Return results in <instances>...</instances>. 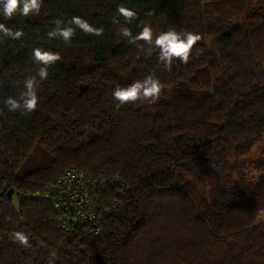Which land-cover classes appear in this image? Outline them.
I'll return each instance as SVG.
<instances>
[{"label": "trees", "instance_id": "trees-1", "mask_svg": "<svg viewBox=\"0 0 264 264\" xmlns=\"http://www.w3.org/2000/svg\"><path fill=\"white\" fill-rule=\"evenodd\" d=\"M259 1L44 0L39 16L0 15L24 32L0 42V264H48L50 253L55 264H264V156L235 166L264 141ZM118 5L137 18L114 24ZM73 16L103 35L77 28L71 44L49 40L53 21ZM143 24L202 40L169 71L144 41L117 34ZM37 47L61 60L39 84L37 110L9 112L4 101L19 99ZM150 72L163 84L159 101L117 110L113 89ZM71 168L117 181L91 188L97 234L57 223L51 185ZM15 231L32 247L13 243Z\"/></svg>", "mask_w": 264, "mask_h": 264}, {"label": "clouds", "instance_id": "clouds-1", "mask_svg": "<svg viewBox=\"0 0 264 264\" xmlns=\"http://www.w3.org/2000/svg\"><path fill=\"white\" fill-rule=\"evenodd\" d=\"M43 3L44 0H0V15H3L6 19H11L14 15L23 17L39 16ZM116 11L117 16L113 17L112 21L114 24H119V17H123L125 24H130L137 18V13L124 5H118ZM53 25V28L47 32V37L49 40H62L66 45L71 44L77 28L87 35L96 37L104 33L103 27H94L79 16H73L67 22L57 18L53 21ZM117 34L125 38L129 44H137L138 41H144L152 52H156L158 63L163 64L164 68L169 71L174 60L187 64L194 46L202 40V36L199 33L188 30L178 32L174 28L154 34L151 24H143L141 31L135 36L131 29L126 26L120 27ZM23 35L22 29L13 30L0 23V42H3L5 38L19 40ZM199 52L202 54L203 49H200ZM32 60L36 67L34 73L28 75L22 81L24 90L20 92L19 99L9 96L4 101L9 112L20 111L24 114H30L37 110L39 84L47 80L49 69L57 61L61 60V56L58 52L37 47L32 49ZM162 93L163 84L161 80L156 76L155 72H150L142 79L135 80L127 86L121 87L118 85L113 89L111 95L113 100L117 102L115 105L116 109L119 110L123 105L136 102L156 103L161 98ZM11 239L13 243H17L24 248L32 247L29 243V236L23 231L13 232ZM55 258L56 254L50 253L48 264H55Z\"/></svg>", "mask_w": 264, "mask_h": 264}, {"label": "built area", "instance_id": "built-area-1", "mask_svg": "<svg viewBox=\"0 0 264 264\" xmlns=\"http://www.w3.org/2000/svg\"><path fill=\"white\" fill-rule=\"evenodd\" d=\"M116 184V179L92 180L76 168L66 170L51 185L50 191L59 227L69 231L76 222L92 224L97 228L95 234L99 233L102 224L91 201V188Z\"/></svg>", "mask_w": 264, "mask_h": 264}, {"label": "rangeland", "instance_id": "rangeland-1", "mask_svg": "<svg viewBox=\"0 0 264 264\" xmlns=\"http://www.w3.org/2000/svg\"><path fill=\"white\" fill-rule=\"evenodd\" d=\"M261 3L264 4V0H260L259 2H254L253 4L255 7H258V5H260ZM209 49L210 51H213V53L217 54V50L215 49V47L213 48L211 42H209ZM261 156H264V141H262V143L258 144L254 148V150L252 151L251 155L248 158L235 162V166L238 167L242 163L258 160L260 159Z\"/></svg>", "mask_w": 264, "mask_h": 264}]
</instances>
